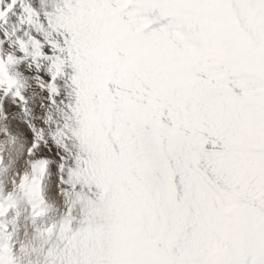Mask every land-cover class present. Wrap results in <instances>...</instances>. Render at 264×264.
I'll return each mask as SVG.
<instances>
[{
	"label": "snow or ice",
	"instance_id": "snow-or-ice-1",
	"mask_svg": "<svg viewBox=\"0 0 264 264\" xmlns=\"http://www.w3.org/2000/svg\"><path fill=\"white\" fill-rule=\"evenodd\" d=\"M18 2L0 0V21ZM21 10V24L44 29L29 35L50 61L36 86L65 113L49 138H29L19 188L47 219L26 254L37 264H264V0H59L43 21ZM16 83L0 57L2 135L16 123L10 105L27 111ZM46 176L55 215L40 195Z\"/></svg>",
	"mask_w": 264,
	"mask_h": 264
},
{
	"label": "bare ground",
	"instance_id": "bare-ground-1",
	"mask_svg": "<svg viewBox=\"0 0 264 264\" xmlns=\"http://www.w3.org/2000/svg\"><path fill=\"white\" fill-rule=\"evenodd\" d=\"M5 2H7V1L5 0L4 3ZM21 2H23V0H20V2L18 3V5H20ZM58 3H59V0H36L35 3L31 5V7L33 9H35L37 12H39V14H40V20L43 21L44 20L45 13H51V12H53ZM0 7H1V5H0ZM7 17H8V15L6 16V19H7ZM33 19L35 20V17H33ZM4 26H6V28H7V25L4 24ZM4 26H3L2 29H4ZM23 27L25 29H28V28L33 29L34 30L33 36H36L38 39L41 38V37L36 32H39V33H43L44 32V29H41L39 27V24L38 23L29 24V23H27V21H25V23H23V24L16 23V25H14V21L12 19H10L9 24H8V28L17 29L19 32L23 29ZM45 27H46V24H45ZM7 30H9V34L12 35L13 39H12V42L11 43L10 42L8 44L6 43L7 44V45H5L6 47L4 46V49L3 50H4V53H5V57L7 58L11 54L13 56V58H14L15 64H17L16 65V68H14L13 71L10 70V72H9L10 73V76L11 77H14L15 80L18 82L13 87V89H15V90L19 89L21 91V93L26 97V99L31 104L34 103L32 106L38 107V110L36 109L35 111H38L39 114L38 113L37 114L39 116H41L42 119H44V121H41L40 120L38 122L39 130L40 129H44V132L45 133L46 132L48 133V131L53 132V131H55V125L62 120V118L64 117L65 114H63L62 111H58L59 105H56L57 107L54 106V105L51 106V107H49L48 111H46V112H45L44 107L42 105H40V104H39V106L37 105V103H36L37 97L40 94L43 95V92H41L38 89V87L36 86L37 83H38V81H36L34 79V77H32L30 79L31 76L30 77L28 76L29 74L30 75H33V76L37 75L33 71L34 68H30V67H27V66L24 65L25 60H27L28 58L32 57L33 59H37V56H42V55H35L36 50L32 46V42L28 38H24L25 36L19 38V37H17V33L14 34V30H12V29H7ZM0 31H2V30H0ZM19 36H21V35H19ZM18 40H24V41L28 42V54H25V53H22V52L18 51V48H19V45L17 43ZM7 47H8V49H7ZM43 51L45 53H47L48 52V49L45 48ZM49 55H51V53H49ZM5 57L3 56V58H5ZM44 59L46 61V58H44ZM5 60H7V59H5ZM11 65H13V63ZM47 67L48 66H41V70H42L41 72H43V74L45 76H47V73H46V70H45ZM11 68H13V67H11ZM26 72H27V74H26ZM36 94H37V96L35 97V101H34L32 98L34 97L33 95H36ZM63 96H64V94L62 93V96L57 98V103L62 98H65L64 100H65V102H67V97H65V96L63 97ZM30 103H28V104L30 105ZM15 106L16 105H14V106L13 105H10L9 106L10 107V111H11V113L13 112V117L15 118V120H12V121H15L16 123L13 126V130L9 133L8 139L6 140L7 142H6V145L4 146L5 147V151L3 150L4 151L3 154L5 156V161H4V164H3L2 168H1V172L0 173L2 175L1 176V179L4 180L3 181L4 183H5V181H8L10 179V177H13L10 174L13 175V173H18L17 171H19V172H22L23 171L22 170L23 167L22 166H18V162H19L18 159H19V157H21V156L23 157L24 156V150H28L25 147L26 144H27V141H28V139H27L28 138V135L23 130L24 128L22 129V126L23 125L21 126L20 121H18V117L15 116V113L17 111V109L15 108ZM32 106H31V108H32ZM60 107H62V106H60ZM33 109H34V107H33ZM62 110L64 111V109H62ZM46 113H47V116H46ZM20 119L23 121L22 114H20ZM45 119L48 120V124L47 125L45 124ZM0 121H2V123L5 122L4 119H3V117H2V115H0ZM27 128H28V126H27ZM13 133H14V135H13ZM24 137H26V138H24ZM45 137H46V135H45ZM32 138H34V137H32ZM33 141H35V140H33ZM0 143H1V141H0ZM3 145H4V142H3ZM53 145L54 144H51V146H53ZM30 146H27V147H30ZM52 148H53V150H55V146L52 147ZM46 151L48 153L49 158L51 159V157L53 155V151L52 150H49V149H46ZM24 170H26L25 171L26 173H28L31 170L30 162L27 164V168H24ZM4 183H3V188L5 189V187L7 185L4 184ZM43 184H44L43 185V189H42V195H43L42 197H43V200H44L45 204L48 206L49 214L50 215H55L56 212L58 210H60L61 204L57 203V201L52 197V194L49 191L50 184H51V179H50L49 176H46L45 177V179L43 181ZM21 206L22 207H25L23 205H21ZM45 219H47V218L45 217ZM45 219L44 218L33 219L32 216H30V213L29 212H26V214L22 216V219L21 220L15 221V222L12 221L13 224H12V227L10 225V228H11V231H12L14 237L16 238V240H19V243L21 242V240L23 239V237L26 236L25 234H27V237H25V238L29 240V243L30 242H33V243L36 242L38 244V241L36 240V235L37 234H36V232L34 233V231H36L38 228L42 227L41 224L46 221ZM7 224H9V223H7ZM25 242H27V241H25Z\"/></svg>",
	"mask_w": 264,
	"mask_h": 264
},
{
	"label": "rangeland",
	"instance_id": "rangeland-1",
	"mask_svg": "<svg viewBox=\"0 0 264 264\" xmlns=\"http://www.w3.org/2000/svg\"><path fill=\"white\" fill-rule=\"evenodd\" d=\"M6 1L8 2V0H6ZM7 2H5V3H7ZM18 3H17V6H18ZM1 7H2V5H1ZM10 19H11V16H8L7 17V20H8L7 21V24L3 23V21H0V30H2L0 32H3V30L6 28V26H4V24L7 25V28L6 29H8V24H9ZM2 25L4 26V29H2L3 28ZM28 29L23 28L22 29L23 32H16V31H14V34L17 33V37H19V38L25 36L24 38H28L29 39V36L28 35L33 36L34 30L31 29V28H28ZM7 31H8V34H9V30H7ZM36 33L38 34L39 32H36ZM19 35H21V36H19ZM9 37L10 38H8L6 40L7 42L6 41H3L4 43L3 42H0V57H2V58H3V56L5 57V53H4V50H3L4 49V46L7 45L9 42L10 43L12 42V39H13L12 35L9 34ZM7 49H8V47H7ZM44 58H41V60H39L40 72L39 73H36L35 72L37 75L38 74L39 75H43V72H41L42 71L41 70V66H48L49 65L48 63H50V61H47V59L45 61ZM5 59H7V58L6 57L4 58L5 68H6V70L9 68L7 70V72H8V75L10 76V73H9L10 70L13 71L14 68H16V65L17 64H15L14 60L12 62H8V60H5ZM12 63H13V65H11ZM11 67H13V68H11ZM35 69H36V65L34 67V70ZM26 74H27V72H26ZM28 76L29 77L31 76L30 79L32 77H34L33 75H30V74ZM13 91H16V90L13 89ZM33 96H32L33 97L32 99L35 101V97L37 96V94L36 95H33ZM62 99L64 100L65 98H62ZM13 100H14V98H13ZM60 100H59L58 103H60ZM28 103H30V102L28 101ZM36 103H37L38 106H39V104L42 105L44 107L45 112L48 111V109H49V106H48L49 101H48L47 97L44 95V93H43V95L40 94L37 97ZM33 104H31V103H30V105L27 104V111H22V110H20L18 108L17 105L15 106V108L17 109V111H16L17 114L15 113V116L18 117V121H20L21 126L23 125L22 126V129L24 128L23 130L28 135V138H27L28 141H27V144L25 146L26 149L29 148L27 146H30L29 138H31L32 141L35 140V133L37 131H39L38 122L40 120L41 121H44V119H42V117L38 115L39 114L38 111H35L36 109L38 110V107L32 106ZM31 106H32V108H31ZM54 106H56V105H54ZM33 107H34V109H33ZM58 108H59L58 111H62V113L65 114L64 111L62 110L63 107H60L59 106ZM20 114H22L23 121L20 119ZM10 119L11 120H15V118L13 117V112L11 113V118ZM26 125L28 126V128H27ZM6 128H7L6 122H3L2 123V121H0V141H1V143H0V156H2V163H0V172H1V168H2V166L4 164V161H5V156L3 154L4 151H5V147L4 146L6 145V142H7L6 140L8 139V136H9V133L7 135H2L3 133H5ZM32 128H33V131H32ZM50 133H51L50 131H48V133L47 132L45 133V135H46L47 138H49ZM13 135H14V133H13ZM32 137H34V138H32ZM24 138H26V137H24ZM2 141L4 142V145H3V142ZM51 144H52V142L49 139V148L48 149L49 150H52L53 151V154H54L55 153V150H53L52 147H54L55 145L51 146ZM26 155H27V150H24V156L23 157L21 156L18 159V161H19L18 162V166H22L23 167V169H22L23 171L22 172L17 171L18 173H13V175L10 174L11 176H13V177H10L9 176L11 180L9 179L8 181H5V183H4L3 182L4 180L1 179V176L2 175L0 173V206L8 209L6 214H0V260L5 259L6 257H14L15 260H16V264H23V263L24 264H37V257H36L35 254H32L30 256L26 254V250L31 249L33 246L37 245V243L36 242H34V243L33 242H30L29 243V240L25 238V237H27V234H25L26 236H24L23 239L21 240V242L19 243V240H16V238L14 237V235H13V233L11 231V228H10V225L12 227L13 222L21 220L22 219V216L25 215L26 212H29L30 213V216H32L31 213H33L32 203L29 202L28 198L25 196V194L19 188V177H20V175L21 174H28L29 176L31 175V170L28 173H26L25 172L26 170H24V168H27V164L30 162L29 160H26L25 159ZM3 183L7 185L5 187V189L3 188ZM43 185L44 184L42 182L40 184V195L41 196H43L42 195ZM21 205H23L25 207H22ZM32 218L33 219H39V218H35L34 216H32ZM46 218H47V216H46ZM45 222L42 223L41 225L44 226L45 225ZM7 223H9V224H7ZM34 233H35V231H34ZM25 241H27V242H25Z\"/></svg>",
	"mask_w": 264,
	"mask_h": 264
}]
</instances>
